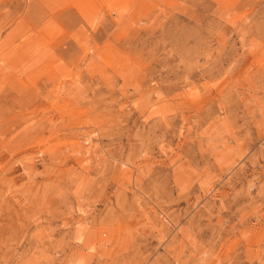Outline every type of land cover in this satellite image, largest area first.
Returning <instances> with one entry per match:
<instances>
[{
    "label": "rangeland",
    "instance_id": "rangeland-1",
    "mask_svg": "<svg viewBox=\"0 0 264 264\" xmlns=\"http://www.w3.org/2000/svg\"><path fill=\"white\" fill-rule=\"evenodd\" d=\"M0 264H264V0H0Z\"/></svg>",
    "mask_w": 264,
    "mask_h": 264
}]
</instances>
